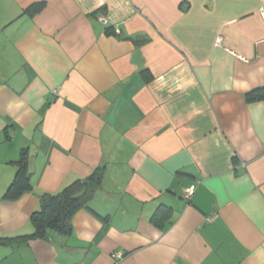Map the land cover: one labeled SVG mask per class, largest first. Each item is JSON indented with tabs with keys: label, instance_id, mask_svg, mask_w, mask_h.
Instances as JSON below:
<instances>
[{
	"label": "crops",
	"instance_id": "1",
	"mask_svg": "<svg viewBox=\"0 0 264 264\" xmlns=\"http://www.w3.org/2000/svg\"><path fill=\"white\" fill-rule=\"evenodd\" d=\"M260 86L264 0H0V236L104 168L69 233L0 264H264Z\"/></svg>",
	"mask_w": 264,
	"mask_h": 264
},
{
	"label": "trees",
	"instance_id": "2",
	"mask_svg": "<svg viewBox=\"0 0 264 264\" xmlns=\"http://www.w3.org/2000/svg\"><path fill=\"white\" fill-rule=\"evenodd\" d=\"M108 33L113 31L109 28ZM248 101L264 99V86L257 87L246 93ZM19 161V163H21ZM31 175L29 168L23 164L20 165L17 174L9 186L6 197L17 198L23 192L32 188ZM104 168H97L86 178H78L69 185L65 186L57 193H44L41 196V206L35 210L30 218L34 226V232L31 234L0 236V244L11 242H23L32 238H45L49 229H56L64 233H69L73 227V218L75 213L87 207L88 201L99 188ZM163 217L162 213H155L152 222L163 227L160 223Z\"/></svg>",
	"mask_w": 264,
	"mask_h": 264
},
{
	"label": "built area",
	"instance_id": "3",
	"mask_svg": "<svg viewBox=\"0 0 264 264\" xmlns=\"http://www.w3.org/2000/svg\"><path fill=\"white\" fill-rule=\"evenodd\" d=\"M101 17L104 18V16H101ZM192 192H193V191H190V192L188 193V195H190Z\"/></svg>",
	"mask_w": 264,
	"mask_h": 264
}]
</instances>
